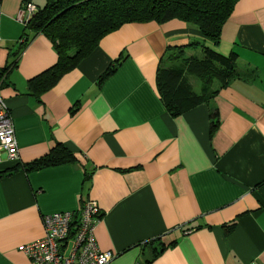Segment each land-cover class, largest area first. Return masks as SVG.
Instances as JSON below:
<instances>
[{
    "label": "crops",
    "instance_id": "obj_1",
    "mask_svg": "<svg viewBox=\"0 0 264 264\" xmlns=\"http://www.w3.org/2000/svg\"><path fill=\"white\" fill-rule=\"evenodd\" d=\"M25 1L44 2L0 0V68L16 61L0 84L16 157L2 155L0 171L17 165L0 174V264H32L19 246L42 236L41 215L75 210L87 198L100 211L93 237L113 254L108 264H264V0H236L214 47L236 53L241 77L177 116L158 96L156 69L167 46L209 44L193 25L124 23L32 96L27 80L56 55L16 19ZM56 143L76 161L21 168ZM157 239L175 242L152 257Z\"/></svg>",
    "mask_w": 264,
    "mask_h": 264
},
{
    "label": "trees",
    "instance_id": "obj_2",
    "mask_svg": "<svg viewBox=\"0 0 264 264\" xmlns=\"http://www.w3.org/2000/svg\"><path fill=\"white\" fill-rule=\"evenodd\" d=\"M235 1L44 0L27 20L24 28L30 31L31 36L37 33L44 35L51 42L56 58L51 65L30 77L26 88L32 96L46 91L62 74L74 68L97 47L102 36L124 23L153 21L159 24L178 19L193 25L209 44L200 40L167 46L161 64L156 69L155 85L158 96L168 114L177 116L212 97L232 79L241 77V72L235 66L236 53L231 50L223 54L214 49L220 41V28L230 15ZM186 47H198L202 56L185 54ZM122 58L123 55L120 54L108 63L97 77L98 84L114 72ZM15 62L0 68L2 80L8 67L15 65ZM189 77L197 81V90L193 89ZM217 122V111L213 109L209 115L208 133L211 134ZM74 161L76 159L72 152L56 143L45 155L21 165V168L29 170ZM16 167L17 165L9 170H2L0 174L16 170ZM222 226L226 232H230L234 223ZM174 242L175 240H170L163 243L157 239L151 248V256L154 257Z\"/></svg>",
    "mask_w": 264,
    "mask_h": 264
},
{
    "label": "built area",
    "instance_id": "obj_3",
    "mask_svg": "<svg viewBox=\"0 0 264 264\" xmlns=\"http://www.w3.org/2000/svg\"><path fill=\"white\" fill-rule=\"evenodd\" d=\"M36 10L35 4L25 1L16 19L25 25ZM2 155L5 160H13L16 142L11 116L0 94V161ZM99 217L96 202L89 198L82 200L75 210L42 214V236L21 244L19 250L32 264H108L113 254L99 250L93 237Z\"/></svg>",
    "mask_w": 264,
    "mask_h": 264
},
{
    "label": "rangeland",
    "instance_id": "obj_4",
    "mask_svg": "<svg viewBox=\"0 0 264 264\" xmlns=\"http://www.w3.org/2000/svg\"><path fill=\"white\" fill-rule=\"evenodd\" d=\"M190 51L192 52L193 49H190ZM194 53H195V56H197V57L202 56V55H200V52L197 49L194 50ZM162 63H165V61H163ZM189 81H190L191 85L193 86V89L197 90V88H198L197 81H195V79L192 77H189Z\"/></svg>",
    "mask_w": 264,
    "mask_h": 264
}]
</instances>
